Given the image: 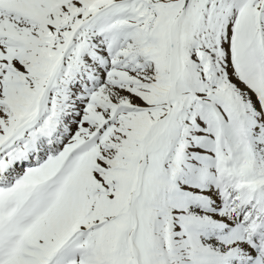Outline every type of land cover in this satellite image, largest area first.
<instances>
[{"label": "snow or ice", "instance_id": "obj_1", "mask_svg": "<svg viewBox=\"0 0 264 264\" xmlns=\"http://www.w3.org/2000/svg\"><path fill=\"white\" fill-rule=\"evenodd\" d=\"M0 264H264V0H0Z\"/></svg>", "mask_w": 264, "mask_h": 264}]
</instances>
